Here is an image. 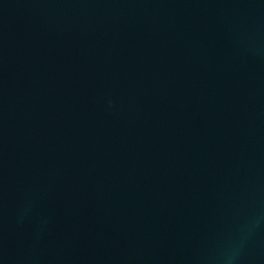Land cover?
I'll return each instance as SVG.
<instances>
[{
	"label": "water",
	"instance_id": "1",
	"mask_svg": "<svg viewBox=\"0 0 264 264\" xmlns=\"http://www.w3.org/2000/svg\"><path fill=\"white\" fill-rule=\"evenodd\" d=\"M0 264H264V0H0Z\"/></svg>",
	"mask_w": 264,
	"mask_h": 264
}]
</instances>
